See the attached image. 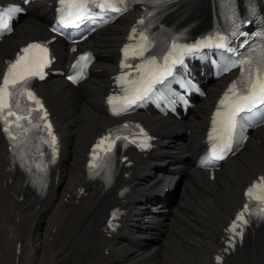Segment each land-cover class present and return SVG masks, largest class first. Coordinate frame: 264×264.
<instances>
[{"label":"bare ground","instance_id":"obj_1","mask_svg":"<svg viewBox=\"0 0 264 264\" xmlns=\"http://www.w3.org/2000/svg\"><path fill=\"white\" fill-rule=\"evenodd\" d=\"M135 14L129 13L89 37L88 46L100 54L96 72L82 86H68L60 78L39 84L65 138L57 170L59 181L46 199L25 190L19 173L10 182L7 145L0 133V264H216L214 253L222 246L223 231L243 201L246 185L264 167V126L221 168L214 181L207 171L194 167L208 115L227 77L215 84L208 82L206 99L182 120L143 114L160 137L159 149L148 158L138 157L130 180L134 193L124 201L127 214L120 232L110 238L104 230L117 202V189L103 194L99 185H87L86 197L78 199L74 193L77 186L85 184L83 166L89 143L112 122L103 110L104 96ZM52 15L50 4H30L28 17L0 44V77L6 60L20 45L48 35L46 25ZM190 16L197 21V28L206 26L211 18L208 0H199ZM57 47L60 63L64 62L67 50L61 43ZM175 182L167 205H162L158 196L170 191ZM69 193L71 197H67ZM175 197L177 202L172 204ZM157 231L165 232V237H155ZM130 238L140 246H132ZM157 238L156 246L153 240ZM157 252L159 260L153 257ZM224 264H264V226L227 256Z\"/></svg>","mask_w":264,"mask_h":264},{"label":"snow or ice","instance_id":"obj_2","mask_svg":"<svg viewBox=\"0 0 264 264\" xmlns=\"http://www.w3.org/2000/svg\"><path fill=\"white\" fill-rule=\"evenodd\" d=\"M54 31H55V29H54ZM29 47H39V45H32V46H29ZM24 51L27 52L28 50L25 49ZM81 59H82V60H83V59H86V57H81ZM18 63H19V59L16 61V63L10 64V65H9L8 72L5 74V76H4L3 79H2V87H0V106L7 107V105L4 103V96H3V93L6 92L7 87H8V85H9V83H10V81H9V76L12 74L13 69L16 68V66H17ZM70 78H71V79H75L74 77H70ZM11 83H12L13 85H15L16 81L13 80V81H11ZM29 95H31V94H29ZM9 114H10V115H14L13 113H9ZM101 143H103V141H101ZM262 182H264V178H262ZM258 187H259V185H254L253 188H250V189H249V192H248V195L252 196V195H253V190H254L255 188H258ZM254 198H256V199H261V197H258V196H257V197H254ZM243 218H244V213H241V214L237 217V220L240 221V220H243ZM236 227H237V224H236V222L234 221L233 224H232V226H231V228H230L229 230L234 232L235 229H236Z\"/></svg>","mask_w":264,"mask_h":264},{"label":"rangeland","instance_id":"obj_3","mask_svg":"<svg viewBox=\"0 0 264 264\" xmlns=\"http://www.w3.org/2000/svg\"><path fill=\"white\" fill-rule=\"evenodd\" d=\"M24 18H25V17H24ZM181 182H182V181H181ZM181 185H182V183L179 184V187H178L177 192H176V191L174 192V194H176V196H178L179 193H180ZM176 202H177V197L174 198L172 204H175ZM174 223H176V225H177V222H174ZM154 235H155V237H160V238H162V237H165V232L162 233L161 231H159V232L157 231V232L154 233ZM159 241H160L159 238L154 239V240H153V244H155V245L157 246L158 243H159ZM152 251H153V250H152ZM158 253H159V252L153 254V257H155L157 260H159V258H160L159 255H158Z\"/></svg>","mask_w":264,"mask_h":264}]
</instances>
